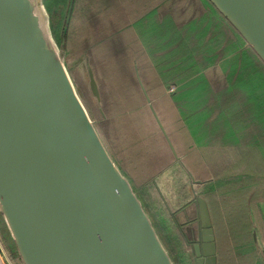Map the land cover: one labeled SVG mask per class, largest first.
Masks as SVG:
<instances>
[{"label": "water", "instance_id": "water-1", "mask_svg": "<svg viewBox=\"0 0 264 264\" xmlns=\"http://www.w3.org/2000/svg\"><path fill=\"white\" fill-rule=\"evenodd\" d=\"M208 1L264 64V0ZM196 204L197 264H218L209 206ZM0 214L21 264H175L44 36L34 0H0Z\"/></svg>", "mask_w": 264, "mask_h": 264}, {"label": "trees", "instance_id": "trees-1", "mask_svg": "<svg viewBox=\"0 0 264 264\" xmlns=\"http://www.w3.org/2000/svg\"><path fill=\"white\" fill-rule=\"evenodd\" d=\"M78 1L72 3L71 20L68 30L61 29L62 38L69 31H73V38L78 36L79 23H83L81 17L84 18L83 14L88 17L90 8L86 9V2L89 1H85L81 3L78 17L74 18ZM105 1L111 10L99 3L97 8L103 14L99 21L108 20L112 11L116 15L111 19L110 29L114 31L122 26L123 29L108 32L107 36L105 33L101 46L88 51L100 85V101L94 96L100 104L97 112L102 110L103 115L94 113L93 102L87 97L83 102L94 120H104L102 129L105 128L112 145H115L106 143V147L112 151L115 162L119 163L141 198L140 190L148 192V185L155 177L153 174L171 169L174 157L139 87L135 67H138L151 96L153 89L162 90L169 86L167 93L162 95L163 101L172 107L169 99H178L176 107L184 118L185 107L182 104H185L183 99L186 96L196 108L222 104L224 108L233 109L236 107L233 102L240 100L248 101L246 107L264 108V94L261 92L264 88V64L208 0H157L155 3L140 0L141 9L145 11L138 15L136 9L128 11L131 15L123 9L130 0ZM69 4L70 0H60L54 2L55 8L49 3L45 5L52 13L53 10L60 12ZM131 17L138 20L133 19L129 23ZM53 30L59 39L57 31ZM80 31L81 36H88L83 34L86 31L84 26ZM69 50L71 52V48ZM243 78H248L250 84L237 81ZM229 81H237L238 84L229 88L231 84H226ZM171 90H175L174 93H169ZM234 91L242 95L236 96L232 102L228 96ZM152 105L159 112L160 101L153 96ZM101 137L106 142V135ZM172 140L176 143L174 138ZM114 141L119 143L122 151ZM214 214L218 238L222 237L239 251V255L234 251L231 253L230 264H237L239 259L253 264L249 227L241 226V219L236 218L234 212L215 210ZM222 214L226 216L225 220Z\"/></svg>", "mask_w": 264, "mask_h": 264}, {"label": "crops", "instance_id": "crops-1", "mask_svg": "<svg viewBox=\"0 0 264 264\" xmlns=\"http://www.w3.org/2000/svg\"><path fill=\"white\" fill-rule=\"evenodd\" d=\"M93 74L100 87L94 71ZM237 81L250 84L248 78ZM237 81L226 84H231L228 85L230 88L238 84ZM168 88L153 89L151 93L154 99L160 101L159 112L154 109L180 160L175 159L166 142L174 157L173 166L153 174L155 177L148 185L156 194L155 204H161L155 214L151 213L154 218L136 193L163 245L175 264H197L194 245L200 238L201 226L196 199L202 197L211 213L218 264H230L231 253L234 251L235 255H239V251L222 237L218 238L215 210L234 212L236 218L241 219V226L249 227L253 264H264V108L246 107V100L234 103L232 99L242 95L235 91L228 96L236 106L233 109L224 108L222 104L219 107L196 108L186 96L183 99L185 104H182L185 107L183 114L186 115L183 118L176 107L178 99H169L172 107L163 101L162 95L167 93ZM256 95L260 93L256 92ZM149 96L152 102V96ZM221 217L226 218L224 214ZM4 244L12 254L16 252L11 233L0 214V264H21L18 255H4ZM237 264L249 263L239 259Z\"/></svg>", "mask_w": 264, "mask_h": 264}, {"label": "rangeland", "instance_id": "rangeland-1", "mask_svg": "<svg viewBox=\"0 0 264 264\" xmlns=\"http://www.w3.org/2000/svg\"><path fill=\"white\" fill-rule=\"evenodd\" d=\"M37 5H38V14H39V18L41 20V25H42V29H43V33L44 36L46 37V39L49 41V43H51L52 48L56 51L57 56L59 58V60L62 62L63 66L66 68L72 83L76 89V92L79 96V98L81 99V101L83 102V99H89L93 102V111L95 114H101V111L97 112L98 108L100 107V104L95 100L93 94H92V89H91V82H90V73L93 72V66H92V62H91V53L88 52L92 49V47H97L98 45L101 46V41L102 39L105 38V33L106 36L108 34V32H113L115 33V31L117 30H122L123 26L118 28L117 30L110 29L111 25L110 22L112 21L111 19L113 18V16L116 15V13H112V11L110 12L111 14L108 17V20L103 19L101 21H99L100 17H103V14L99 11L100 9H98L97 7L99 6V3L103 4L106 9L108 11H110L111 9L108 8V2L105 0H79L76 7V11L74 14V18L78 17L79 13H80V6L81 3H84L85 1H89L86 2L88 5H86V9L87 7L90 8L89 13H88V17L85 16V14H83V19H81L83 21V23H79V32H78V36H75L74 38L71 36L73 31H69L67 32L64 37L62 38L61 35V29L68 30V24L71 20V16L69 21L67 20L68 17V8L69 5L61 10L60 12L58 10H56L54 12V10L52 11V13L48 12V9L46 7L45 4L49 3L50 5H52L53 8H55L54 6V2L55 1H60V0H34ZM157 0H152V3H155ZM74 2V0H73ZM152 5V4H151ZM151 5H148L149 7H151ZM83 7V6H82ZM152 7H154L152 5ZM151 7V8H152ZM127 8V10H126ZM136 9L135 11H138V13H142L145 10L141 9V3L140 0H130L129 3L127 5H125V7H123V9L126 11L127 15H131L128 11H130L131 9ZM149 8V9H151ZM73 9V7H72ZM147 11V10H146ZM131 12V11H130ZM137 13V15H138ZM72 15V12H71ZM136 19V21L138 20L137 17H131L129 18V23L131 20ZM135 21H133L134 23ZM84 26L86 28V31L83 34H88V36H81V26ZM124 27H127L124 26ZM53 29H55L57 31V35L58 38L57 39L55 36L56 34L53 33ZM120 30V31H121ZM91 36V37H90ZM92 38V42L90 41V39ZM69 46V47H68ZM69 48H71V52L69 50ZM99 49H97L98 51ZM94 53H97L94 51ZM95 56V55H94ZM175 90L169 92V93H174ZM92 94V95H91ZM84 104V102H83ZM92 104V103H91ZM84 106L86 107V105L84 104ZM87 109V107H86ZM88 111V109H87ZM89 115L90 112L88 111ZM103 115V113L101 114ZM100 115V116H101ZM91 117V115H90ZM92 118V117H91ZM98 132L100 133V136L102 135H106V143L110 144L111 138L109 139L108 137V133L106 132L105 128L103 126V122L102 121H97L94 120L92 118ZM102 134V135H101ZM117 144V148L119 150L122 151L121 146L119 145L118 142L114 141ZM112 145V143H111ZM114 145V144H113ZM112 145V146H113ZM107 146V145H106ZM115 146V145H114ZM108 149V147H107ZM108 151L110 152L111 156L113 157V159L115 158L113 156L112 151H110L108 149ZM131 157H133V155H130ZM116 160V159H114ZM116 164L118 165L119 163L116 162ZM118 167L120 168V165H118ZM121 170V168H120ZM122 171V170H121ZM132 184V183H131ZM133 186V185H132ZM140 196L141 199L144 202V205L146 207V209L148 210L149 214H155V211L157 212V207L160 209L161 204L159 203V205L155 204L156 201V194L153 192V188H150L148 192H143L140 190ZM152 218H154L153 215H151ZM4 251L6 253H4V255H18L17 252H14L12 254L11 249H9L8 247H5L4 244Z\"/></svg>", "mask_w": 264, "mask_h": 264}, {"label": "built area", "instance_id": "built-area-1", "mask_svg": "<svg viewBox=\"0 0 264 264\" xmlns=\"http://www.w3.org/2000/svg\"><path fill=\"white\" fill-rule=\"evenodd\" d=\"M171 91H173V90H171Z\"/></svg>", "mask_w": 264, "mask_h": 264}]
</instances>
